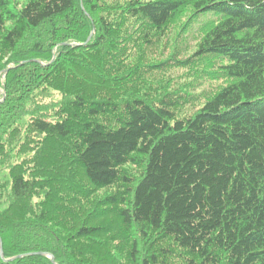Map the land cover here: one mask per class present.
<instances>
[{"label":"trees","instance_id":"16d2710c","mask_svg":"<svg viewBox=\"0 0 264 264\" xmlns=\"http://www.w3.org/2000/svg\"><path fill=\"white\" fill-rule=\"evenodd\" d=\"M183 16L224 83L116 72ZM0 55V264H264V0H0Z\"/></svg>","mask_w":264,"mask_h":264},{"label":"rangeland","instance_id":"374dc122","mask_svg":"<svg viewBox=\"0 0 264 264\" xmlns=\"http://www.w3.org/2000/svg\"><path fill=\"white\" fill-rule=\"evenodd\" d=\"M20 5L25 4L28 0H16ZM117 0H107L108 3ZM126 1V0H118ZM185 21L183 16L168 33V36L158 41L153 45L140 44L132 48L125 60L123 69H116L119 74L129 73V79L133 80L134 87L151 92L150 94L156 96L157 93L163 90H175V88L188 89L194 94H200L205 97L207 93L214 91L219 84L224 83L221 80H212L201 71L202 68L207 67L206 62L202 61L199 66H180L178 64H171L172 60L185 61L189 59L197 50L198 43L201 39V31L199 23L190 26L187 30L182 32ZM8 57L3 58L0 55V69L7 62ZM208 62V61H207ZM91 67L95 68L91 63ZM97 72L102 73L100 68H95ZM71 72V77L74 74ZM75 73L76 69H75ZM73 75V76H72ZM92 80L89 82V84ZM96 85L97 80L95 81ZM61 84V83H59ZM100 84V83H99ZM132 85V84H131ZM121 95V94H120ZM52 96L59 99L61 92L52 89ZM203 97V98H204ZM47 102L50 99L46 100ZM187 112L194 111L189 110ZM112 217L107 219L110 220Z\"/></svg>","mask_w":264,"mask_h":264},{"label":"water","instance_id":"95a60500","mask_svg":"<svg viewBox=\"0 0 264 264\" xmlns=\"http://www.w3.org/2000/svg\"><path fill=\"white\" fill-rule=\"evenodd\" d=\"M0 246H1V253H3V242L2 239L0 238ZM52 259L54 260L53 255H51Z\"/></svg>","mask_w":264,"mask_h":264},{"label":"bare ground","instance_id":"6f19581e","mask_svg":"<svg viewBox=\"0 0 264 264\" xmlns=\"http://www.w3.org/2000/svg\"><path fill=\"white\" fill-rule=\"evenodd\" d=\"M128 197V196H127Z\"/></svg>","mask_w":264,"mask_h":264}]
</instances>
